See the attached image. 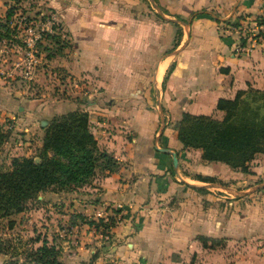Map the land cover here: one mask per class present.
Wrapping results in <instances>:
<instances>
[{"label": "crops", "instance_id": "crops-1", "mask_svg": "<svg viewBox=\"0 0 264 264\" xmlns=\"http://www.w3.org/2000/svg\"><path fill=\"white\" fill-rule=\"evenodd\" d=\"M36 1L62 19L74 47L59 65L91 80L80 99L6 100L19 102L20 121L30 119L25 133L39 122L36 139L24 141L20 155L33 150L36 158L41 120L78 108L86 110L98 148L114 163L95 167L89 183L76 189L38 192L40 206L58 199L70 213L112 218L111 241H95L98 231L74 223L69 231L80 239L67 234L55 245L57 258L66 264H188L197 258L201 264H264V149L242 170L203 158L201 147H184L176 136L182 112L220 118L219 97L264 92V0ZM14 5L0 0V23L8 27L0 50L10 68L24 55L9 60L20 51L18 35L10 33L19 28ZM15 137L5 141L16 145ZM165 148L175 152L176 166Z\"/></svg>", "mask_w": 264, "mask_h": 264}, {"label": "trees", "instance_id": "trees-1", "mask_svg": "<svg viewBox=\"0 0 264 264\" xmlns=\"http://www.w3.org/2000/svg\"><path fill=\"white\" fill-rule=\"evenodd\" d=\"M10 12L7 9L5 16ZM7 28L0 23V35ZM215 107L223 112L220 118L182 112L176 136L184 147H201L205 159L221 160L246 170L253 154L264 149V92L239 90L232 98L219 97ZM42 127L36 158L13 155L9 167L0 169V217L23 210L26 202L40 191L80 186L91 179L98 165L108 169L114 165L111 157L98 148L86 110L76 108L52 115ZM8 134L0 122V146ZM195 175L207 181L216 179L215 175ZM86 222L98 226L94 219ZM7 225L11 227L12 220L7 219ZM57 254V247L43 238L28 255L37 264H66Z\"/></svg>", "mask_w": 264, "mask_h": 264}, {"label": "rangeland", "instance_id": "rangeland-1", "mask_svg": "<svg viewBox=\"0 0 264 264\" xmlns=\"http://www.w3.org/2000/svg\"><path fill=\"white\" fill-rule=\"evenodd\" d=\"M12 3L15 4L13 7L16 9H14L15 11H13L12 16L18 19L19 28L10 27L12 29L10 33L18 35V37H14L13 39L16 45L20 46V51H15L17 55H12L9 60L13 63L19 62L24 51L27 50L21 40L25 35H29L25 31L24 25H30L32 29L40 32L43 38L41 40H34L33 56H35V60L32 62L29 72H25L22 62L15 64L12 68L6 67L2 62V57L6 52L0 50V122L9 130L7 140L16 136L15 138L20 141L17 140L18 144L16 145H13L10 141L4 140L2 142L0 146V169L9 167L10 158L13 155L21 154L24 141L29 143L34 142L39 128V122L37 121L34 123V131L32 130V133H25L22 130L24 122H30V119L25 118L26 120L20 121L18 118L21 110L18 109L17 105L19 102L17 103V101L14 102L13 100L11 104H7L6 100L16 99V96L19 95L28 99L51 97L80 99L81 97L79 96H85L83 91L87 89L86 85L91 80L86 74L79 72L73 74L65 67L59 65L63 61L61 59L62 56L66 55V59L71 58L70 54L74 47L69 43L70 38L64 28L62 19L51 8H40L41 3L36 0H12ZM31 6L32 8L29 9ZM35 7L40 9H34ZM37 15L39 17H36ZM35 18L38 19V23L36 24L33 22ZM19 29H22V31ZM51 57H53L52 60ZM50 60L51 62H49ZM83 100H85V97ZM17 119L20 123L18 122L16 124L17 127L13 130L11 127H13L14 120ZM15 146L21 147L16 148ZM33 153L32 150L30 154L32 155ZM87 183L89 181L83 184ZM77 187H53L46 190L48 192H57L76 189ZM37 195L26 202L22 211L0 217V242H2L3 248V252L0 251V264H34L28 254L34 246L41 242V239L45 238L48 243H52V238L55 242L54 245H58L59 242L67 238V234H71L72 237H69L68 240H78L80 238L76 236V233L69 231L70 227L74 223H77L78 225L73 227L78 228L79 224L86 222L87 219H94L98 223V226H95L86 222L98 231V236L94 238L95 241L102 239L111 241L108 226L112 218H109V222L108 220L102 221L100 217L91 218L80 213H70L67 210V206H64V202L58 199H54L50 207L40 206L43 203V199L37 197ZM98 218L101 220L98 221ZM7 219L12 220L11 227L7 225ZM105 234L107 235L106 237L103 236ZM83 242V245L88 244L86 240H83ZM57 250L59 253V248ZM190 261L192 264H201L199 258L196 261L193 259Z\"/></svg>", "mask_w": 264, "mask_h": 264}, {"label": "built area", "instance_id": "built-area-1", "mask_svg": "<svg viewBox=\"0 0 264 264\" xmlns=\"http://www.w3.org/2000/svg\"><path fill=\"white\" fill-rule=\"evenodd\" d=\"M24 26L23 27L25 29H27V31H28L26 33H29V35H27V36L25 35L21 39L23 41L25 47L27 48V50L24 51V56H23L21 62H22V64H24L25 72H29L30 67L32 66V62L35 60V56H33L34 40L39 39L41 34H40V32H37L36 30L30 31L32 29V27L30 25H24Z\"/></svg>", "mask_w": 264, "mask_h": 264}, {"label": "water", "instance_id": "water-1", "mask_svg": "<svg viewBox=\"0 0 264 264\" xmlns=\"http://www.w3.org/2000/svg\"><path fill=\"white\" fill-rule=\"evenodd\" d=\"M45 120H41V124H45ZM165 149H167V148H165ZM167 151H169L170 152V154H171V161H172V164L174 165V166H176V157H175V152L173 151V150H168L167 149Z\"/></svg>", "mask_w": 264, "mask_h": 264}]
</instances>
